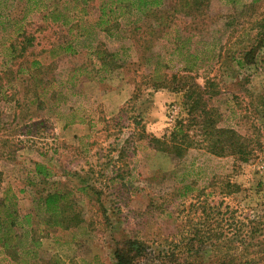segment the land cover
<instances>
[{
  "label": "rangeland",
  "instance_id": "rangeland-1",
  "mask_svg": "<svg viewBox=\"0 0 264 264\" xmlns=\"http://www.w3.org/2000/svg\"><path fill=\"white\" fill-rule=\"evenodd\" d=\"M42 1L23 25L35 37L28 59L38 57L49 65L46 78L54 73L61 80L47 87L48 94L31 78L22 84L20 76L4 75V42L12 30L0 28L6 96L0 101V195L11 186L19 213L34 215L42 244L39 258L28 263L113 264L116 249L134 239L144 247L136 264H264V62L260 55L256 65L239 69L233 60L253 39L264 38V0H243L241 6L211 0L212 17L201 20L195 40L203 59L198 81L218 77L213 103L223 114L221 125L254 140L257 156L248 162L216 157L200 145L180 159L154 146L153 137L162 138L185 111L180 92L144 84L153 69L143 51L128 50L126 68L104 78L93 66L90 45L124 51L135 39L150 38L152 17L126 13L111 38L96 22L106 0H90L86 8L80 0ZM28 9L27 0H0L1 14L20 19ZM48 9L61 11L70 24L52 21ZM137 20L144 26L140 34L131 33ZM177 23L184 35L194 32L190 19L179 15ZM166 39L152 51L167 54ZM69 41L79 53L64 50ZM83 65L88 74L76 70ZM35 162L48 166L51 181L70 193L69 214H79L78 226H46L38 199L48 186L35 175ZM228 181L239 191L228 194ZM172 252L174 258L167 256ZM7 253L0 245V264H16L19 257Z\"/></svg>",
  "mask_w": 264,
  "mask_h": 264
},
{
  "label": "trees",
  "instance_id": "trees-1",
  "mask_svg": "<svg viewBox=\"0 0 264 264\" xmlns=\"http://www.w3.org/2000/svg\"><path fill=\"white\" fill-rule=\"evenodd\" d=\"M106 5L100 10L96 22L97 28L104 32L108 37H114L120 30V18L126 13H141L145 16L152 17L154 20L148 25L150 29V38H145L140 43L135 39L133 43L124 51L115 49L109 51L103 47V43L90 45L91 53L95 55L96 61L93 66H98V72H103V78L112 75L114 72L126 68L124 56L127 51L135 48L143 51L141 54L144 63H152L153 71L144 84L151 88H167L183 96L184 115L180 117L171 129L163 135L162 138L153 137L151 140L154 146L161 151L171 153L177 158L184 157L187 152L198 145L211 155L216 157L232 156L235 161L248 162L256 155L254 140L246 139L237 133L232 127L221 125L223 123V114L213 101L220 94L219 82L217 76H207L203 83L198 81V69L203 59L197 52L198 31L201 32V20L211 18L209 11L211 0H106ZM84 8L90 0H80ZM29 5L28 12L19 17L10 14L0 13V28L3 32L11 28L7 35L8 40L4 42L8 63L5 64L6 70L4 75L11 77L20 76L22 84H28L30 78L35 81V88L44 86L43 95L48 94L47 87H53L58 83L61 84L58 74L48 76L50 71L49 65H45L38 57L28 59L32 55L35 46V37L27 32L24 28L23 21L31 13L33 8L44 4L42 0H27ZM230 4H244L243 0H229ZM254 1H252V4ZM246 5V4H245ZM244 5V6H245ZM47 9V7H45ZM47 16L54 22L62 21L63 24H70V19L64 18L61 11L48 9ZM85 10V9H84ZM136 14V15H137ZM179 15L191 20L194 26V32L184 35L178 29ZM139 19V18H138ZM80 21V20H79ZM137 20L131 28V33L140 34L144 26ZM22 22V24H21ZM175 33L174 38L166 39L167 35ZM152 36V38H151ZM166 39V45L162 48L167 50V54L160 51L154 53L152 49L156 47V42ZM155 44V45H154ZM195 44V47H194ZM264 38L253 39L251 43L244 46L237 56L233 57L235 64L239 69H246L256 65L258 57L261 55V61L264 62ZM64 50L71 55L79 53L71 41L67 43ZM151 52L150 56L145 52ZM148 56V57H147ZM18 65L17 70L14 67ZM76 70H81L82 74L90 72L89 66L83 65ZM167 70V71H165ZM183 72V73H181ZM195 72L196 75H191ZM181 73V74H180ZM75 74H73V77ZM0 75V101L6 99L4 87L1 85ZM136 91L140 89L141 84H135ZM51 90V89H50ZM54 96L58 95L55 91ZM37 95V93H36ZM41 94L37 95V99ZM58 96L56 97V99ZM20 106L17 102L16 107ZM35 175L39 178L40 183L47 185L38 199V204L46 220L44 223L48 228L70 229L78 226L81 222L79 214H69L72 210V203L69 201V192H65L55 185L51 179L54 176L53 171L40 162L34 163ZM228 194L239 191V185L230 181L226 182ZM1 190V188H0ZM81 190H86L83 188ZM72 212V211H71ZM259 217V216H257ZM260 229L264 224H260ZM34 215L33 213L20 214L18 210V197L11 186H7L0 195V245L7 255L17 258L16 264H29L30 259H38L40 256L39 248L41 240L34 233ZM258 227L255 228L257 230ZM144 247L134 239L126 240L115 251L113 264H136L143 255ZM21 252V253H20ZM167 256L175 257V254L168 253ZM182 264V263H181ZM217 264H228L221 261Z\"/></svg>",
  "mask_w": 264,
  "mask_h": 264
}]
</instances>
